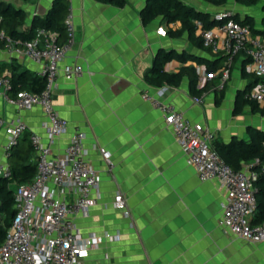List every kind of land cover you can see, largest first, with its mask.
Returning a JSON list of instances; mask_svg holds the SVG:
<instances>
[{
    "label": "crops",
    "instance_id": "obj_1",
    "mask_svg": "<svg viewBox=\"0 0 264 264\" xmlns=\"http://www.w3.org/2000/svg\"><path fill=\"white\" fill-rule=\"evenodd\" d=\"M1 1L26 13L21 28L25 30L35 16L47 14L54 0ZM147 1L127 0L125 6L117 7L96 0H67L74 15L76 36L66 62L81 64L84 73L72 79L59 77L53 102L59 115L69 122V128L50 147L55 157L60 156L76 130L85 133L87 158L99 172V197L96 205L86 215L75 217L74 222L83 238L106 233L113 236L92 249L81 264H264V241L238 239L220 225L224 191L216 180H200L196 170L187 164L161 113L142 98L144 91L154 94L158 88L150 82L152 76L148 72L160 50L188 52L215 61L219 75L226 57L195 46L187 35L171 38L168 29H180V22L168 24L157 18L144 24L141 12ZM181 1L210 14L211 20L222 11H229L240 20L250 18L255 28L262 31L259 35H264V0L252 5L228 0L224 6L204 0ZM253 9L260 11L259 21ZM12 59L32 72L41 71L42 65L16 56L6 46L0 47V62ZM247 59L244 53L238 55L223 95L212 89L201 102H196L185 78L179 85H166L163 100L174 104L191 123L211 129L214 142L238 139L249 143L250 128L264 131V115L249 104L241 105V96H245L248 87L242 74ZM182 66L173 60L164 69L173 73ZM198 69L205 72L204 65ZM0 120L5 126L13 121L27 125L28 131L15 150L31 146V133L49 145L43 127L46 116L40 107L18 110L0 97ZM5 126L0 131V165H9ZM99 148L110 153L115 164L113 171ZM244 168L251 169V164H244ZM117 193L126 198L130 217L114 207Z\"/></svg>",
    "mask_w": 264,
    "mask_h": 264
},
{
    "label": "built area",
    "instance_id": "obj_2",
    "mask_svg": "<svg viewBox=\"0 0 264 264\" xmlns=\"http://www.w3.org/2000/svg\"><path fill=\"white\" fill-rule=\"evenodd\" d=\"M232 15L228 11L216 13L213 20L217 24L211 29L197 22V35L205 48L226 57L220 87L229 77L235 58L241 53L248 57L245 71L257 76L259 81L250 89L247 97L264 107V35L253 34L250 25L235 21ZM64 27L63 41L59 40L57 32L45 29H38L35 37L25 42L14 41L0 31L5 46L16 56L42 65L39 75L45 79V87L40 93L23 90L9 94L10 80L2 76L0 97L18 110L40 107L46 116L43 127L49 140V145H46L37 134L29 135L36 173L30 182L14 187L15 214L6 238L0 244V264H81L92 249L98 248L104 239L113 237L106 233L83 238L74 222L78 215H86L99 197V172L87 158L83 146L85 133L76 130L60 156L55 157L50 147L69 128V122L59 115L53 102L59 77L72 79L84 73L81 64L66 62L76 36L71 9L65 17ZM199 72V84L203 85L210 80V76L204 71ZM166 91L165 86L158 87L154 94L146 90L142 98L161 113L166 126L179 143L187 164L196 170L200 180H216L224 191L226 200L222 206L220 225L238 239L263 242L264 223L252 224L257 210L255 181L259 173L245 168L235 171L229 166L213 146V131L200 123H191L174 104L164 101ZM194 99L196 102L202 101V98ZM4 126L5 122L0 120V131ZM5 129V153L9 157L28 127L24 122L13 121ZM99 151L109 170L113 171L115 164L110 153L104 148H99ZM0 176L12 177L9 165H0ZM114 207L130 217L122 193L115 196ZM105 258L108 259L107 254Z\"/></svg>",
    "mask_w": 264,
    "mask_h": 264
},
{
    "label": "trees",
    "instance_id": "obj_3",
    "mask_svg": "<svg viewBox=\"0 0 264 264\" xmlns=\"http://www.w3.org/2000/svg\"><path fill=\"white\" fill-rule=\"evenodd\" d=\"M96 1L112 4L117 7H123L127 3V0ZM204 1L215 6H224L228 0ZM240 2L245 5H252L256 3L257 0H240ZM68 11L69 4L67 0H54L52 7L45 16H35L31 26L28 29L23 30L21 28L24 25L26 13L22 9H18L12 4L0 0V31H4L6 37H9L14 41L25 42L33 39L38 29H45L57 32L59 34V40L63 41L65 39L64 20ZM141 17L144 24H148L157 18H161L168 24L180 22V29H168L167 34L171 38H179L183 35H187L189 40L195 46L204 48L208 52L210 51L203 46L202 40L200 36L197 35L196 29L197 22H201L206 29H211L217 24V22L211 20L210 14L200 12L181 0H148L145 8L141 12ZM232 18L241 24L250 25L253 34L259 35L262 33V31L255 28L252 19L246 18L240 20L234 15H232ZM4 46L5 40L0 38V47ZM173 60L181 62L183 66L180 67L177 72H166L164 65ZM188 62H192L193 64L186 65ZM199 65H204L205 74L210 76V80L203 85L199 84V78L201 75L198 69ZM218 70L219 64L215 61L209 62L203 57H198L188 52L177 53L171 50H160L156 56L154 65L149 70L148 74H151L152 76L150 82L157 87L166 85L176 86L187 78L189 80L190 94L195 98H202L205 93L212 89H216V91L223 95L227 81L224 82L222 87H220L221 75L218 74ZM242 74L248 81V87L244 93L245 96H241L243 98L241 105L249 104L254 110H257L264 115V107H260L256 102L247 97L250 89L258 82V79H255L253 75L246 73L244 66ZM2 76H6L10 80L9 94H15L23 90L32 93H40L45 87L44 77L40 76L37 72L30 71L16 59H12L10 62H0V77ZM220 98H222V96ZM219 100H217V103H219ZM239 103L240 102L238 101L236 107L237 110L239 108ZM249 136L251 138V142L249 143L244 140L233 139L229 143L214 142L213 146L221 158L235 171L242 170L244 164L250 163L251 169L259 173V176L255 181L257 210L252 219V224L257 225L264 223V172L262 171L264 165V131L250 128ZM14 148L15 146L9 155V165L12 171V177L10 179L4 177L0 179V244H2L6 238L15 214L14 187L30 182L36 173V161L33 146L31 145L26 149L21 150H15Z\"/></svg>",
    "mask_w": 264,
    "mask_h": 264
},
{
    "label": "rangeland",
    "instance_id": "obj_4",
    "mask_svg": "<svg viewBox=\"0 0 264 264\" xmlns=\"http://www.w3.org/2000/svg\"><path fill=\"white\" fill-rule=\"evenodd\" d=\"M196 1V3H198V1L199 2H201V3H204V2H202V0H195ZM197 6H199V5H197ZM254 13H255V15H256V17H257V19H258V21H259V15H260V11L258 10V9H253L252 10ZM229 12V11H228ZM233 68V67H232ZM231 68V69H232ZM230 80V75H229V77L227 78V82Z\"/></svg>",
    "mask_w": 264,
    "mask_h": 264
}]
</instances>
